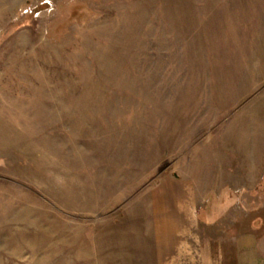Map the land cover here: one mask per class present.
Wrapping results in <instances>:
<instances>
[{
    "label": "rangeland",
    "instance_id": "1",
    "mask_svg": "<svg viewBox=\"0 0 264 264\" xmlns=\"http://www.w3.org/2000/svg\"><path fill=\"white\" fill-rule=\"evenodd\" d=\"M0 264H264V0H0Z\"/></svg>",
    "mask_w": 264,
    "mask_h": 264
}]
</instances>
